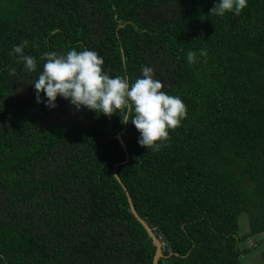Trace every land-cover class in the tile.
I'll return each mask as SVG.
<instances>
[{"label":"trees","instance_id":"trees-1","mask_svg":"<svg viewBox=\"0 0 264 264\" xmlns=\"http://www.w3.org/2000/svg\"><path fill=\"white\" fill-rule=\"evenodd\" d=\"M218 2L0 0V264H153L122 185L165 245L158 264H264L244 263L256 247L239 230L245 215L264 234V0L223 16ZM25 40L35 72L12 53ZM73 49L130 83L150 67L180 97L158 151L119 113L37 103L41 56Z\"/></svg>","mask_w":264,"mask_h":264},{"label":"clouds","instance_id":"clouds-1","mask_svg":"<svg viewBox=\"0 0 264 264\" xmlns=\"http://www.w3.org/2000/svg\"><path fill=\"white\" fill-rule=\"evenodd\" d=\"M246 7L247 0H219L210 13L239 15ZM27 45L28 41H21L13 46L12 53L18 57V63L35 72L36 59L24 53ZM200 55L207 53L201 51ZM40 59L44 61L43 70L33 84L37 103H44L43 93L49 109L56 107L57 97H62L77 110L87 108L108 117L119 113L121 124L131 122L140 133L139 145L148 150L158 151L169 139V130L179 127L186 117V106L180 97L163 91V83L153 78L150 67L143 66L142 77L130 83L127 76L110 77L103 69V58L92 50L48 52ZM187 60L189 64L195 63L196 53L189 52ZM9 74L14 75L15 68H9ZM160 244L163 254L165 245Z\"/></svg>","mask_w":264,"mask_h":264},{"label":"rangeland","instance_id":"rangeland-1","mask_svg":"<svg viewBox=\"0 0 264 264\" xmlns=\"http://www.w3.org/2000/svg\"><path fill=\"white\" fill-rule=\"evenodd\" d=\"M240 235L243 236L242 247H256L251 254L245 257L244 263H256L264 259V234L250 236L249 226L245 215L239 217ZM259 243L260 246L258 245Z\"/></svg>","mask_w":264,"mask_h":264},{"label":"water","instance_id":"water-1","mask_svg":"<svg viewBox=\"0 0 264 264\" xmlns=\"http://www.w3.org/2000/svg\"><path fill=\"white\" fill-rule=\"evenodd\" d=\"M117 138L120 139L119 136H117ZM120 143L124 147V149L126 150L125 146L123 145V142L120 141ZM114 177L122 185L121 180L119 179V177L116 174H114ZM122 187L126 193L127 200L129 203V208H130L132 215L143 226V228L146 230V232L148 233L149 237L152 239V241L156 247V252H155L154 258H153V264H158V260L163 257L162 250H161V244H160L159 240L156 238L154 232L150 229L149 225L137 215V213L135 212V210L133 208V205L131 203V198L129 197V194H128L126 188L123 185H122Z\"/></svg>","mask_w":264,"mask_h":264}]
</instances>
